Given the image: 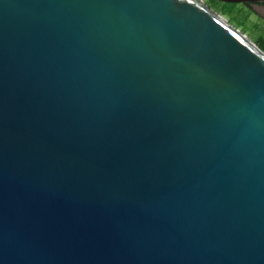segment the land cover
<instances>
[{"label":"water","instance_id":"water-1","mask_svg":"<svg viewBox=\"0 0 264 264\" xmlns=\"http://www.w3.org/2000/svg\"><path fill=\"white\" fill-rule=\"evenodd\" d=\"M0 264H264V52L202 0H0Z\"/></svg>","mask_w":264,"mask_h":264},{"label":"trees","instance_id":"trees-1","mask_svg":"<svg viewBox=\"0 0 264 264\" xmlns=\"http://www.w3.org/2000/svg\"><path fill=\"white\" fill-rule=\"evenodd\" d=\"M215 2L217 1L210 0L211 4ZM218 3L223 5V8L219 9L218 11L222 12V14L228 18V22L234 25L236 28H241L242 34L247 33L249 38H251V40L264 52V29H261L257 22H255L250 27L245 26V21L249 15L257 16L251 10L250 6L248 4L239 3ZM258 19L263 21L259 17Z\"/></svg>","mask_w":264,"mask_h":264},{"label":"rangeland","instance_id":"rangeland-1","mask_svg":"<svg viewBox=\"0 0 264 264\" xmlns=\"http://www.w3.org/2000/svg\"><path fill=\"white\" fill-rule=\"evenodd\" d=\"M202 2L207 5L210 9H212L214 12H216L218 15L222 16L227 22H228V18L226 16H224L222 14V12L218 11L219 9L223 8L222 4H219L218 1L211 4L210 0H202ZM255 22H257L259 24V27L261 29H264V22L259 20L257 16L255 15H249L245 21V26L250 27L252 26ZM229 23V22H228ZM232 25V24H231ZM233 27H235L234 25H232ZM236 28V27H235ZM240 33H242L241 28H236ZM256 34V33H255ZM250 41L251 38H249L248 34L245 33L244 34ZM257 35V34H256ZM253 42V41H252Z\"/></svg>","mask_w":264,"mask_h":264},{"label":"flooded vegetation","instance_id":"flooded-vegetation-1","mask_svg":"<svg viewBox=\"0 0 264 264\" xmlns=\"http://www.w3.org/2000/svg\"><path fill=\"white\" fill-rule=\"evenodd\" d=\"M260 7H262L263 5H259Z\"/></svg>","mask_w":264,"mask_h":264}]
</instances>
